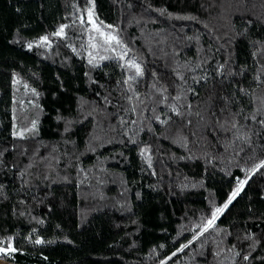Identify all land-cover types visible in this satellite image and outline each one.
Here are the masks:
<instances>
[{
	"label": "trees",
	"instance_id": "trees-1",
	"mask_svg": "<svg viewBox=\"0 0 264 264\" xmlns=\"http://www.w3.org/2000/svg\"><path fill=\"white\" fill-rule=\"evenodd\" d=\"M262 121L264 0H0V260L264 264Z\"/></svg>",
	"mask_w": 264,
	"mask_h": 264
},
{
	"label": "snow or ice",
	"instance_id": "snow-or-ice-1",
	"mask_svg": "<svg viewBox=\"0 0 264 264\" xmlns=\"http://www.w3.org/2000/svg\"><path fill=\"white\" fill-rule=\"evenodd\" d=\"M92 17V13L91 11L89 12V22L92 23L93 25V29L97 32H100V35L102 36H105V43L111 45L112 42H115V44L119 45L120 44V41L117 39V37L115 35H112V34H105L104 32L101 31L100 27L97 26V24L91 19ZM108 27H111V25H109ZM63 33V27H61V29L55 33V35H62ZM47 37H43L42 40L47 42ZM31 47V45L29 46ZM93 47H95V45H93ZM127 55V51L124 52V54H122L119 58L121 60L124 59V56ZM91 62V61H90ZM128 68L130 69H134L135 71V76H130L129 77V80H133L135 79L136 76H142L143 75V71L141 69V66L134 60H129L127 62V65H126ZM128 81H125V83H127ZM175 111V109H174ZM177 115H179V112L176 113ZM261 123H264V121H262ZM36 127V124L35 122H33V125H32V129H27L26 131H32L34 130ZM14 135H19L21 137H23L24 133L23 132H20V133H14ZM260 168H264V161H261L259 164L256 165V169L259 170ZM247 183V180H239L238 181V186L237 188L229 195V198H228V201L223 205V207H218L216 208L213 213H212V216L210 219H208L206 221V224L204 225L200 235H202L204 232H207L211 227L214 226V221L217 219L218 217V214L220 213H223V211L228 208L229 204H231L232 200L239 194V192L242 190V186L244 184ZM197 237H193V239H196ZM42 241L40 240H37L36 243H41ZM191 243V241L189 242ZM188 245H184L183 247H187ZM16 249L12 248L11 244H9V247L8 248H3V247H0V253H7V252H11V251H15ZM182 250V249H181ZM173 255H175V253H173ZM170 259V258H169ZM244 259H248L247 256L244 257ZM161 264H164V262L162 261Z\"/></svg>",
	"mask_w": 264,
	"mask_h": 264
},
{
	"label": "rangeland",
	"instance_id": "rangeland-1",
	"mask_svg": "<svg viewBox=\"0 0 264 264\" xmlns=\"http://www.w3.org/2000/svg\"><path fill=\"white\" fill-rule=\"evenodd\" d=\"M91 19L95 22L93 15H92ZM88 20H89V14H88ZM0 264H12V263L0 260Z\"/></svg>",
	"mask_w": 264,
	"mask_h": 264
},
{
	"label": "water",
	"instance_id": "water-1",
	"mask_svg": "<svg viewBox=\"0 0 264 264\" xmlns=\"http://www.w3.org/2000/svg\"><path fill=\"white\" fill-rule=\"evenodd\" d=\"M9 263H13V262H9ZM13 264H16V263H13Z\"/></svg>",
	"mask_w": 264,
	"mask_h": 264
}]
</instances>
